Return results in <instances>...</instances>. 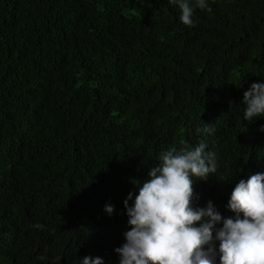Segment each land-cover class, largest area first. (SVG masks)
<instances>
[{"label":"trees","instance_id":"trees-1","mask_svg":"<svg viewBox=\"0 0 264 264\" xmlns=\"http://www.w3.org/2000/svg\"><path fill=\"white\" fill-rule=\"evenodd\" d=\"M209 6L186 27L167 0H0V264H118L124 199L181 141L217 153L195 204L230 215L264 173V118L241 105L264 79V0Z\"/></svg>","mask_w":264,"mask_h":264},{"label":"clouds","instance_id":"clouds-1","mask_svg":"<svg viewBox=\"0 0 264 264\" xmlns=\"http://www.w3.org/2000/svg\"><path fill=\"white\" fill-rule=\"evenodd\" d=\"M167 4L178 8L186 27L196 26V9L211 11L210 0H167ZM241 105L248 124L264 118V79L248 86ZM214 131L212 124L202 129L208 135ZM258 131L264 133V125ZM216 171L217 153L202 141L195 146L181 141L179 149L162 153L147 179L133 184L135 195L129 192L123 201L129 230L113 250L118 264H264V173L235 184L224 205L230 215L222 216L212 201L204 207L195 204V183ZM103 212L111 217L114 206L105 204ZM77 264H104V260L85 256Z\"/></svg>","mask_w":264,"mask_h":264}]
</instances>
